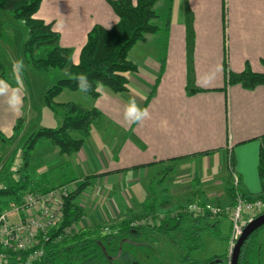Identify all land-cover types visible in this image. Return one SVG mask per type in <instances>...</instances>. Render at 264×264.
Returning a JSON list of instances; mask_svg holds the SVG:
<instances>
[{
	"label": "crops",
	"instance_id": "obj_1",
	"mask_svg": "<svg viewBox=\"0 0 264 264\" xmlns=\"http://www.w3.org/2000/svg\"><path fill=\"white\" fill-rule=\"evenodd\" d=\"M156 5L164 14L162 29L129 52L128 60L137 70L127 74L125 92L102 89L93 99L64 90L55 99L57 104L75 102L97 109L101 127L92 129L72 155L61 156L42 140L38 162L29 158L34 166L31 170L29 165L28 173L37 190L86 182L76 199L86 230L147 210L153 217L166 212L172 206L167 199L171 188L163 178L171 169L175 176L169 178L177 187L173 196L230 207L226 187L231 157L241 192L253 198L264 195L259 174L264 86L247 90L226 84L225 78L226 69L241 72L246 65L253 72L264 71V0H173L171 7L164 2ZM9 14L0 11V34L8 33L4 22L14 20ZM37 17L52 23L60 34V47L72 51L75 63L92 27L111 28L118 21L107 0H42ZM0 42L5 44L3 38ZM189 47L193 82L202 89L196 93L187 91ZM4 69L0 131L11 137L17 124L30 125L36 115L26 70L20 65L14 72ZM60 75L45 82L46 88L63 78ZM56 121L61 124L60 118ZM0 169L5 177L14 175L5 163Z\"/></svg>",
	"mask_w": 264,
	"mask_h": 264
},
{
	"label": "trees",
	"instance_id": "obj_2",
	"mask_svg": "<svg viewBox=\"0 0 264 264\" xmlns=\"http://www.w3.org/2000/svg\"><path fill=\"white\" fill-rule=\"evenodd\" d=\"M172 1L107 0L108 5L117 16V23L111 28L98 25L92 27L87 33L86 41L79 52L78 62L75 63L72 60L71 51L60 47V34L53 28L52 23L37 17L42 0H0V11L10 13L15 20L23 23L27 28V37L23 49L30 68L36 71L60 70L64 74L63 78L50 86L44 94L45 103L52 111L61 110V124L58 128H39L28 136L24 144L25 150L22 153L25 161L21 169L16 172V175L19 176L17 181L12 182L8 173H6L8 174L6 177L1 173L0 184L6 182V188L0 190V209L10 201H19L27 191L45 192L51 189H35L32 176L28 173L29 158L39 141H49L58 149L61 156L72 155L82 148L92 129L101 127L102 118L97 109L86 108L75 102L57 104L55 99L64 90L80 92L93 99L101 94L102 89H107L113 93L125 92L128 88L127 74L137 70L136 66L128 60L129 52L136 44L146 41L148 36L156 34L162 29L160 23H158L159 15L155 10V6L164 2L171 7ZM188 38H190V33ZM40 53H42V56H39ZM187 61V91L189 93L202 91L193 82L190 47L189 51L187 50ZM3 76L4 64L0 59V78H3ZM225 78L226 84H239L247 90L264 86V71L253 72L248 65L241 72H231L226 69ZM229 161L230 169L234 171L232 157L229 158ZM259 174L264 180V149L259 155ZM86 186V182L81 183L74 186V190L69 193L64 201L63 221L60 230L56 234H54L55 232L51 233L49 242L44 245L45 255L34 264H74L70 257L71 254L79 253L81 248L91 250L94 247L95 259L113 260L106 253V249L111 246L110 240L114 238L111 230H108L105 235L98 234L99 231L96 230L95 235L90 237L89 230L82 228L81 231L76 232V228L73 227L78 225L83 218V209L76 203V199ZM228 192L231 199H233L234 189L231 184L228 187ZM261 194H264V182ZM183 216L179 214L168 221L162 222L156 228L164 231L177 229L181 225ZM218 216L220 215L213 217V219L218 218ZM211 218V214L207 211L192 218L191 222L204 220L206 221L204 229L208 226L217 227L218 222L214 225L208 222ZM168 222L172 223L169 228ZM131 223L130 220L127 225H125V222L121 223L118 233L129 234L139 229L138 226ZM66 227H72L71 232L54 243L53 239L59 236L62 229H66ZM260 230L255 231L241 248L238 264H248L249 255L254 248L253 241ZM214 260H210L208 263L214 262Z\"/></svg>",
	"mask_w": 264,
	"mask_h": 264
},
{
	"label": "rangeland",
	"instance_id": "obj_3",
	"mask_svg": "<svg viewBox=\"0 0 264 264\" xmlns=\"http://www.w3.org/2000/svg\"><path fill=\"white\" fill-rule=\"evenodd\" d=\"M155 9L160 18V22L158 23L161 24V19L164 17V14L159 9L158 5H156ZM4 29L8 30V33H3L2 31L0 34V40L3 38L6 44L0 42V58L4 64V68L6 67V70H10L11 68L13 70L12 72H14V68L17 65H20L26 70L25 77L27 79L31 78L32 80L29 82L28 79L27 82L29 83L30 94L32 97L30 103L32 104L36 115V118L33 119L30 125L29 123H26L20 128V124L19 126L17 124V129L15 128L16 130L11 137L6 136L5 134L3 135L0 131V158L3 159L0 167L5 163L7 168H10L19 167L20 165L22 166L25 161L22 157V152L25 150L24 144L32 132L42 128L40 127L41 124L52 128H58L60 126L55 120L58 118L62 120V112L59 109L52 111L45 103L44 94L47 89L45 82L50 83L52 80L56 81V79L59 78V73L61 75L62 73L60 70H48L47 72L31 70V73L33 74H30L27 70L30 68V64L24 56L23 49L27 37V28L21 24V22L14 19L11 21H5ZM8 49L10 51H8ZM70 53L72 57V51ZM39 56H42V53H40ZM38 143L32 150V155L30 156V161L32 163H35L36 161L38 162L39 159L37 157ZM32 163L30 164L31 170L34 166ZM171 171L172 169L166 171L163 178V181L169 180V188H171V195L167 199L170 200L169 206H172L166 212L161 214L157 213V215H154L153 217L147 210L139 213V215L136 216L137 218L130 217L122 219L121 221L116 220V222L112 220L105 223V225L102 223V226L90 227V229L87 228L89 229L88 233L90 237L95 235L94 233H96V230L99 231L97 233L100 235H105L108 230L112 231L114 237L110 240L112 247H108L106 253L110 255L109 257L113 259V262L109 263L110 260L106 261L105 259L103 260L100 258L95 259L94 254L96 255V252L94 247L91 248V250L81 248L79 253L75 255L71 254L70 257L74 264H125V261L127 260H133L137 264H229L231 251L228 239L230 236L231 222L228 213L216 218V221L218 222L217 227L213 228L208 226L204 229V227H206V221L201 220L200 222H191L192 218L195 216L189 211V206L193 204L205 207V209L210 207L211 209L218 210H223L229 206H225V202L220 203L218 201H206L204 199H199V202H197L198 200L196 199H190L188 202L186 196V200H184V198L181 199L180 197L173 196L177 187L173 186L176 183H173L169 178L175 176ZM230 184L231 177H229L226 187L227 189ZM193 185L197 186L196 184ZM239 189L242 190L240 185ZM179 214L184 216L182 217L181 225L177 229L164 231L160 228H156L159 227L162 222L168 221ZM211 216L212 218L209 219L208 222L214 225L215 218L213 219L212 214ZM13 220H16V218ZM129 220L132 221L134 226H138L139 229L135 230L134 233L129 234L124 232L118 233V229L121 228V223L125 222V225H127ZM82 222L83 218L78 225L73 226L74 229L76 228V232L81 231L84 227ZM168 224V228L171 227L172 223L168 222ZM253 245L254 248L249 255L248 264H264V227L254 239ZM214 258H216L215 260L220 259L221 262L208 263V261L214 260Z\"/></svg>",
	"mask_w": 264,
	"mask_h": 264
},
{
	"label": "built area",
	"instance_id": "obj_4",
	"mask_svg": "<svg viewBox=\"0 0 264 264\" xmlns=\"http://www.w3.org/2000/svg\"><path fill=\"white\" fill-rule=\"evenodd\" d=\"M1 170V169H0ZM18 167H12V182L19 178L16 175ZM228 171L231 185L234 189L232 205L223 210L189 206L194 216L209 212L213 217L228 213L231 228L229 248L233 249L237 239L243 232L245 225L254 217L264 213V195L248 197L239 189V179L230 169ZM6 188V182L0 184V190ZM74 190L73 185H62L45 192L27 191L19 201H10L0 209V264H34L45 255L44 245L49 242L51 233L60 230L63 221L64 201ZM2 206V204H1ZM16 218V220H13ZM71 232V227L62 229L53 242Z\"/></svg>",
	"mask_w": 264,
	"mask_h": 264
},
{
	"label": "water",
	"instance_id": "obj_5",
	"mask_svg": "<svg viewBox=\"0 0 264 264\" xmlns=\"http://www.w3.org/2000/svg\"><path fill=\"white\" fill-rule=\"evenodd\" d=\"M264 226V213L254 217L251 221H249L244 229L240 237L237 239L233 249L230 252V261L229 264H238L239 255L241 248L245 244V242L249 239V237L257 230ZM214 262L220 263L221 260L217 259Z\"/></svg>",
	"mask_w": 264,
	"mask_h": 264
},
{
	"label": "flooded vegetation",
	"instance_id": "obj_6",
	"mask_svg": "<svg viewBox=\"0 0 264 264\" xmlns=\"http://www.w3.org/2000/svg\"><path fill=\"white\" fill-rule=\"evenodd\" d=\"M264 227V226H263ZM263 227L262 228H260L261 230L263 229ZM103 260L105 259V258H102ZM110 261H112L113 262V260H110ZM113 264H115V263H113ZM125 264H137L136 262H134L133 260H127V261H125Z\"/></svg>",
	"mask_w": 264,
	"mask_h": 264
}]
</instances>
